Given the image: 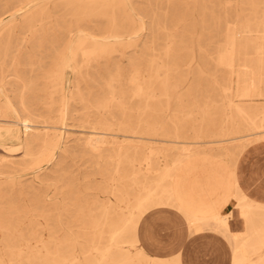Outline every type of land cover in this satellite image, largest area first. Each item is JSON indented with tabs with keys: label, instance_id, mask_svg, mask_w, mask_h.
<instances>
[{
	"label": "bare ground",
	"instance_id": "1",
	"mask_svg": "<svg viewBox=\"0 0 264 264\" xmlns=\"http://www.w3.org/2000/svg\"><path fill=\"white\" fill-rule=\"evenodd\" d=\"M47 1L0 0V140L2 131L10 126L22 128L23 157L16 163L18 171L35 170L44 162H53L59 151H68L63 146L66 131L60 123L69 109V99H79L86 109L83 122L89 127V133L80 138L81 146L95 166L107 174L105 196L94 201L96 206L80 210L82 235L67 233L61 239L57 230L49 228L50 216L45 210L39 214L42 221L36 219L35 211L42 202L39 191L23 190V182L14 181L13 176L0 178V264H184L179 253L157 256L141 244L139 228L143 219L150 212L166 208L182 213L195 233L210 229L226 235L233 245V264H264V170L253 182L260 196L252 197L251 185L245 184L238 163L249 144H264V105L250 108L264 97V0H247L254 21L243 27L233 26L229 20L230 0L169 1L172 5L165 13L166 19L171 13L182 11L187 15L197 10L202 16L201 26L208 27V16L215 20L222 17L215 23L216 32H224L215 58L222 74L210 77L212 84L205 88L202 80L208 78L204 75L208 56L202 55L195 76L200 82L190 83L185 92L182 81L190 77L183 76L182 67L171 62L174 54L169 49L164 54L156 53L155 35L151 45L147 40L144 43L146 50L154 52L145 65L127 56L126 51L121 52V58L114 54L134 45L135 36L143 28V24L133 28L119 25L120 14L132 24L136 22L132 13L136 8L129 7L130 0H59L68 8L74 24L39 36L38 23L51 17L58 4L51 7ZM217 9L222 12L217 14ZM98 18H108L105 31L100 24L81 26ZM19 34L23 35L21 46L18 44L8 68L7 58ZM47 42L57 52L50 68L44 71L41 85L34 75L35 50ZM24 43L31 47L26 51L30 75L21 68ZM124 58H128L127 64ZM68 68L76 75L75 81L67 77ZM234 74L236 93L226 87ZM217 90L241 121L231 115L220 127L208 126L214 125V106L208 101L203 105L197 97L198 93ZM235 96L250 107L234 104ZM37 102L47 108L59 103L61 120H37L42 116L37 113ZM173 103L178 109L171 120V131L162 118L153 116L171 109ZM116 110H120V117ZM196 112L202 117L194 120L199 125L191 127L194 140L186 141L190 137L183 124L191 123ZM210 128L216 132L208 137L218 139L200 141L207 137L203 130ZM157 141L175 145L156 147L153 142ZM202 143H221L218 147L224 153L215 154L214 147H200ZM236 143L239 145L231 150ZM259 149L255 146L252 152ZM171 150L174 159L170 162L167 151ZM198 152L201 158L211 160L208 183L203 180V172L208 169L202 164L184 169L185 162L197 157ZM5 158H0V167L14 163ZM3 184L19 190H7ZM211 190L226 191L215 194ZM27 192L31 197L26 196ZM231 204L233 210L225 211ZM235 215L243 225L240 231L231 230ZM45 230L49 231L47 239Z\"/></svg>",
	"mask_w": 264,
	"mask_h": 264
},
{
	"label": "rangeland",
	"instance_id": "2",
	"mask_svg": "<svg viewBox=\"0 0 264 264\" xmlns=\"http://www.w3.org/2000/svg\"><path fill=\"white\" fill-rule=\"evenodd\" d=\"M48 1L51 7H53L56 2L58 4H56L57 7L53 9L51 17H47L41 23H38L37 29L39 31V36L42 35L44 31L53 33L57 30H64L65 28L71 26V24H74L73 19L68 13V8L61 4L62 2L59 3V0ZM169 1L172 2L173 0H130L129 7L136 8L135 11L132 12L136 22L132 24V22L126 19L124 14H120L119 25L124 26V28H133L134 26L138 27L143 24L144 29L141 28L142 31L140 30L135 36L137 40L134 45L118 50L114 54L118 56V58H121V52L126 51L127 56L136 57L139 62L144 63L145 65L146 62L151 59L154 52L150 49L146 50V44L144 43L147 40V45H151L152 40L154 39L152 36L153 34L157 39L154 44L157 49L156 53L164 54V52L169 49L172 54H174L171 62L177 63L180 67H182L183 76L190 77V79H184L182 81V88L184 89V92L190 83L196 84L200 82L195 78L198 73V61L200 56L206 54L208 57L204 75L208 78L205 77V79L202 80V84L205 88H209L212 84L209 78L214 77L215 74L218 76L222 74V69L217 65L215 60L218 56V46L223 43L222 34L224 33L216 32L217 27H215V23L222 19V17L216 18L215 20L212 19L211 15L208 16L209 21H211L209 22L210 25L208 27L201 26L202 16L199 12H197V10H194L193 13L191 12L187 15H185L182 11L177 12L175 15H172L173 13H171L168 19H166L165 13L168 7L172 5ZM214 3L215 2H212L210 5ZM229 4V20L233 26L243 27L245 24L254 21V11L251 9L247 0H230ZM262 10L263 8L260 9L259 14H261ZM221 12V10L216 11L217 14H220ZM259 17L261 18V16ZM94 24H100L103 28L102 30L105 31L106 27H109V20L108 18H98L94 19L90 23H81V26L89 27ZM164 24H167V27L163 28ZM253 33L254 32H252V34ZM242 34L246 35L248 33ZM22 36L23 35L19 34L14 40L12 51L7 58L8 68L11 67L12 56L17 52L18 44L21 46L20 38H22ZM44 45L45 46H43V48L38 47L39 50H35L37 53V60L34 75L36 78L40 79L41 85H44V71L50 68L51 62L57 52L50 47L48 42ZM28 49H31V47H28L27 44L24 43L22 50L24 52L21 57V61L24 66L21 68H25L27 75H30L31 68L27 65L28 59L26 57V51ZM193 58L195 62L193 61ZM127 63L128 58H124V64ZM239 69L240 68L236 66V71ZM67 77L72 81L76 80V75H74L71 68L67 69ZM226 87L227 91L231 90L234 91V93L237 92L238 82L236 74H234L233 80L229 82ZM262 88L264 90V83L262 84ZM197 99H199V102L203 105H205L206 101H208L209 104L214 106L212 114L214 125L211 126V124H209V127H220L222 123H226L223 122L224 120H230L231 115H233V117H235L238 121L240 120L236 110H230L227 108V101L224 99L223 94L218 90L212 93H204L203 95L198 93ZM37 100H35V102ZM233 100L234 104L244 105L247 108L250 107V104L244 103V101H242L239 97L235 96L233 97ZM38 103L39 102L35 104V107H37V113L42 116L37 120H43V117L52 121L61 120L62 112L60 110L59 103L54 105L53 108H47L44 107L42 103ZM263 105L264 97H259L256 102L252 103V107L250 108ZM177 109L178 105L173 103L171 109L162 111L160 114H155L153 118H162L172 131L174 124L171 123V120L176 117ZM85 111L86 109L79 99H69V109L65 115L63 123H60V125L64 126L63 130L66 131L63 146H66L68 151L66 153H61V151H59L53 162H44L38 169L18 171L19 169L16 166V163L23 157V149L20 148V141L22 137V128L20 126L14 125L10 126L8 131L3 130L2 140H0V158L6 157L5 159L14 161L13 164L3 163L1 165L0 178L13 176L16 178L14 181L18 182L21 180L23 182V190H38L41 195L42 202L39 209L35 211L37 214L36 219L41 222L42 218L39 214L45 210L46 214L50 216L49 228H52L53 231L57 230V234L61 239L64 238L67 233L82 235L81 222H83V218L79 216L80 210L87 209L89 206H96L94 201L98 197V199H103L105 196L103 190L106 186L107 174L106 172H101L100 169L95 166V162L92 161L89 155L85 154L81 146L80 138L89 133L88 125L83 122L85 118ZM116 114L120 117V110H116ZM201 117V112H196L192 117L191 123L183 124V126L186 127L184 131L187 136L190 137L186 141L194 140L191 138L194 132L191 127L199 125L198 123H194V120L201 119ZM203 131L207 137L200 139V141L207 142L209 140L218 139L215 137H208L209 134L216 132L215 128ZM220 144L221 143H202L199 145L200 147H207V149L209 147H214L213 151L215 154H222L224 153V149L218 147ZM222 144L228 145L229 142H222ZM153 145L156 147H162L174 146L175 144L157 141L153 142ZM238 145L239 144L237 143L231 145V150L236 148ZM255 146L260 148L258 152H252ZM247 152H252V154L245 157L244 155L247 154ZM167 153L170 154V157H168L170 159L169 161H173L174 151H167ZM245 154L239 157L238 163L243 172L245 184L251 185L249 194L254 197L251 189H257V186H254L253 182L258 178L260 172L261 174L263 172L261 163L264 162V144H249ZM200 155L201 153L198 152L197 157L188 159L185 162L184 169H188L199 163L202 164L201 167L203 169H208L203 172V180L205 183H208L210 176H212V173H210L211 160L201 158ZM231 162L233 163V161ZM3 185L7 188V190H19L18 188L7 187L6 184ZM225 191L226 190H211V192H215V194H224ZM15 194L17 195L18 193ZM26 196L31 197V193L27 192ZM233 207L234 205L231 204L226 207L225 211H227V209L231 210ZM168 210L178 212L173 208H168ZM151 213L152 212L147 215H150ZM180 214L182 215V213ZM231 229L233 231H240L243 229L242 222L239 220L238 215H235V217L231 220ZM44 233V236L47 239L49 231L45 230ZM217 234L222 236L221 238L227 242L233 253L232 242L227 238V236L220 232H217Z\"/></svg>",
	"mask_w": 264,
	"mask_h": 264
},
{
	"label": "crops",
	"instance_id": "3",
	"mask_svg": "<svg viewBox=\"0 0 264 264\" xmlns=\"http://www.w3.org/2000/svg\"><path fill=\"white\" fill-rule=\"evenodd\" d=\"M261 167L264 170V162ZM251 190L259 198V190ZM261 203H264V190H261ZM139 235L141 244L153 255L179 253L184 264L232 263L233 253L222 236L210 229L191 231L183 214L168 208L147 215L140 224Z\"/></svg>",
	"mask_w": 264,
	"mask_h": 264
}]
</instances>
